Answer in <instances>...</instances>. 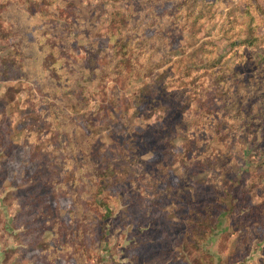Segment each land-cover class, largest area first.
<instances>
[{"label":"trees","instance_id":"1","mask_svg":"<svg viewBox=\"0 0 264 264\" xmlns=\"http://www.w3.org/2000/svg\"><path fill=\"white\" fill-rule=\"evenodd\" d=\"M171 1L176 3L175 9L166 10L161 15H142L134 11L138 6L132 1L123 13H114L105 22L90 11L87 12L86 8H81L83 14L77 13L72 10L73 5L68 0H55L52 3L48 0L0 1V37H13L12 51L6 49L7 55L0 56V82L28 83L33 87L34 93L29 92L34 101L47 105L31 120L23 138L22 145L28 148L29 160L35 164L33 172L28 176L21 175L18 184L13 182L15 191L12 192V199L14 198L18 208L13 228L21 237L20 250L36 252L35 264H58V261L64 264L67 261L75 264H98L91 259V255L103 240L106 221L112 216L108 201L124 193L127 181L122 180V174L116 173L121 170L124 177L128 175L131 179V172L112 161L98 160L96 144L92 143L94 126L111 116L114 109L120 111L119 106L127 100L140 106L147 101L153 103L167 93L164 98L170 104V96L176 90L169 96V88L180 90L191 84V81L186 80H194L190 77L196 70L190 68L183 69L178 80H166V71L161 70L157 54L162 45L161 36L156 32L152 35L147 33V27L156 24L159 28L169 26L184 32L186 23L188 26L189 23L195 24L198 21L197 0ZM249 1L246 10L242 12V20L234 22L238 34L233 45L245 46L257 52L260 40L263 39L261 31L264 30V0ZM226 2L227 0H214L217 7ZM6 3L7 6L13 4L12 20L2 18L1 10L7 8ZM19 8H23L30 18L40 14L46 20L38 29L30 30L29 26L21 28V21L16 19ZM102 23L106 24V30L101 29ZM27 34L32 36L31 41ZM78 37L85 41L103 37L105 46L84 50L74 44ZM81 50L84 55L80 54ZM258 57L255 65L260 70V78H264V54H259ZM31 63L34 64L32 69ZM219 68L215 67V71L212 67L205 69L206 79H209L206 85L201 82L198 93H194L190 101L188 98L184 102L186 113L182 112L179 116L181 108H175L171 117L173 121L167 118L166 126L159 129L164 132L163 135L152 132L142 141V145L144 143L150 152H156L167 159L171 155L168 145L172 143L175 146V140L179 139V148L174 153L180 160L179 168L183 172L179 175V181L191 185L193 189L192 193L182 189V182L175 189V194L181 196L184 191L187 198L183 221L184 237L180 242L193 248L190 249L191 254L196 253L194 249L204 238L216 231L219 215L222 213L218 205L199 199L203 187L213 188L212 184L206 185L198 177L199 174L205 169L214 172L215 163L225 167L226 160L222 157L227 158L229 148L235 140L234 133L239 129L250 131L253 127L255 130L257 125L264 127V84L261 79L251 83L253 93L258 92V96H248L250 92L246 90V82L237 80L233 75L224 76L226 70ZM43 75L46 81L41 85ZM92 81L96 82L97 95L102 100L97 109L86 114L80 113L85 124L80 123L77 117L54 115V108L51 107H55L52 104L54 101L57 105L61 103L55 97L59 93L72 96L83 108L88 95L86 84ZM177 81H185L186 84L177 86ZM43 89L47 90L46 95L43 94ZM183 94L184 92L179 95ZM252 97L257 98V101H251ZM31 107L33 108L32 105ZM41 114H46L43 120L47 122L41 125L46 128L36 125ZM175 116L178 117L177 120H174ZM121 121L128 125L122 118ZM73 122L78 131L75 133L71 130L68 133L66 127L73 128ZM42 130L47 131L46 134ZM127 132L132 137L131 127L127 126ZM202 132L209 133L212 139L201 151L194 145L196 150L193 151L192 145ZM64 135L70 137L65 145L70 147L71 152L75 148L74 153H78L76 156L81 159L76 160L73 154L64 157L58 151L57 144L51 146L52 142H57ZM219 145L224 150L221 147L213 148ZM15 147L7 118L0 113V151L6 157H12ZM262 164L259 169L264 178V160ZM137 167L144 175L139 180L141 182L135 181V194L131 195L133 207L143 202V185L150 184L155 190L158 176L157 169L147 168L146 160L138 161ZM224 176V180L220 177L223 188L232 185V189H236L237 184ZM58 184L65 186L60 187ZM62 201L69 203L65 210L66 219L60 212L59 205ZM259 206L261 209L258 211L253 209L238 218L244 235L247 231L264 227V202ZM44 232L52 234L53 245L48 249H37ZM69 237L74 241L70 242ZM258 264H264V257Z\"/></svg>","mask_w":264,"mask_h":264},{"label":"rangeland","instance_id":"2","mask_svg":"<svg viewBox=\"0 0 264 264\" xmlns=\"http://www.w3.org/2000/svg\"><path fill=\"white\" fill-rule=\"evenodd\" d=\"M48 1L52 3L55 0ZM132 1L138 6L134 11L142 15H161L164 11L166 13L170 9L174 10L176 6V3L171 0H131V2L128 0H68L73 5L72 10L83 14L81 8H86L87 12L90 11L92 15L95 14L100 21L104 22L114 13H123ZM197 2L199 19L195 24L189 23L187 26L186 23L184 32L169 26L159 28L158 24L147 27L149 35L156 32L161 36L162 45L157 50V54L161 62V70L166 71L164 74L166 80H178L184 72L183 69L190 68V70H196L190 77L194 80H186L191 81V84L186 85L185 88L181 87L180 90L169 88V96L176 90L170 96V104L164 98L167 93L162 94L153 103L147 101L140 106L134 105L132 100H127L125 104L121 103L122 106H119L120 111L114 109V113L105 117L99 125L94 126L92 131V143L96 144L98 160L112 161L131 172V179L128 175L124 177L121 170L116 173L122 174V180L127 179V181L125 180L124 193L108 201L112 216L106 221L103 240L99 242L97 249L91 255V259L98 264H258L264 257V227H257L256 230L247 231L244 235L242 223L238 220L243 213L261 209L258 205L264 202V178L261 177L262 171L259 169L264 160V127L262 125H257L255 130H253L254 127L250 131L241 128L235 132V140L233 146L229 148L227 158L222 157L226 160L225 167L215 163L214 172L205 169L199 174L198 177L202 178L206 185L213 186V188L203 187V191L199 193V199L218 205L222 213L219 215L216 231L204 238V241L194 249L196 253L192 254L190 249L193 248L187 243L180 242L184 237L183 221L187 210V198L184 191L181 196L175 194V189L181 182L182 189L190 193L193 189L191 185L182 180L179 181V175L183 172L179 168L180 160L178 161L174 154L179 148V139L175 140V146L172 143L168 145L171 155L167 159L156 152H150L144 143L142 145L144 137L152 132L163 135L164 132L159 129L166 126L167 118L173 121L171 117L175 108H181L179 116L185 112L187 107H184V102L188 98L190 101L193 94L198 93L201 82L206 85L209 80L206 79L205 69L212 67L215 71V67H220L219 70H226L224 76L233 75L237 80L246 82V90L250 92L248 96L251 94L258 96V92L253 93L251 85L253 81L255 83L256 80L261 79L264 84V78H260V70L255 65L258 55L264 54V30L261 31L263 39L260 40L257 52L245 46L233 45L238 34L234 22L242 20V12L246 10V4L250 1L227 0L225 5L220 7L214 4V0H197ZM1 15L6 20H12L13 4L2 8ZM28 16L23 8H19L16 19L21 21V28L29 26L30 30L38 29L46 20L40 14L31 18L30 15ZM102 24L101 29L106 30V24ZM27 35L28 40L31 41L32 36ZM74 44L84 50L103 48L105 40L103 37H93L90 41H85L78 37ZM12 45L13 37L11 39L0 37V56L7 55L6 49L12 51ZM80 54L84 55V51L81 50ZM30 67L32 69L34 64L31 63ZM195 76L197 78H194ZM45 81L46 78L43 75L41 85ZM95 84L94 81L86 84L88 95L83 108L72 96L65 93L55 96L61 102L58 105L56 101L54 103L48 101L55 104V107H51V109L54 108V115L77 117L80 123L85 124L80 113L86 114L97 109L102 100L97 95ZM185 84V81L178 82L177 86ZM32 89L33 87L28 83L0 82V113L6 116L11 128L12 141L16 145L12 157H6L3 151H0V264H35L36 252L20 250L21 237L13 228L18 208L16 201L12 199V192L15 191L14 184H18L21 175L28 176L32 173L35 166L34 162L29 160L28 148L22 145L25 131L32 123L31 120L38 116V112L47 107L45 103L34 101L30 93ZM42 92L46 95L47 90L43 89ZM182 92L184 94L179 95ZM252 98L251 101L254 99L257 101V98ZM190 105L192 106V101ZM45 117L46 114L39 115V122H36V125L41 126L47 122L43 120ZM121 118L128 125L123 124ZM177 118L175 116L174 120ZM79 122H77L78 125H80ZM127 126L133 129L132 137L127 132ZM66 129L68 133L71 130L75 133L78 131V128H75V122H73V128L67 126ZM46 132L42 133L46 134ZM210 139L212 136L209 133L202 132L197 139L199 143L193 144L192 150H196L195 145L198 151H201ZM69 140L68 135L60 136L57 142H52L54 145L51 144V146L57 144L58 151L64 157L71 154L76 156L78 153H74L75 148L71 152L70 147L65 145ZM136 147L139 149H135ZM218 147L221 146H213V148ZM221 149L224 150L222 147ZM75 159L81 158L76 156ZM137 160H146L147 168L157 169L158 176L155 190L150 184L141 183L143 202L133 207L131 195L135 194V181L141 180L142 174L144 175L137 167ZM70 175L72 177V174ZM224 175L237 184L236 189H232V185L223 188L220 177L223 178ZM58 186L65 185L58 184ZM67 204L69 203L62 201L59 205L61 216L65 219ZM68 239L70 242L74 241L72 237ZM52 245V234L44 232L36 248L44 250ZM58 264L64 263L58 261ZM65 264L75 263L67 261Z\"/></svg>","mask_w":264,"mask_h":264}]
</instances>
